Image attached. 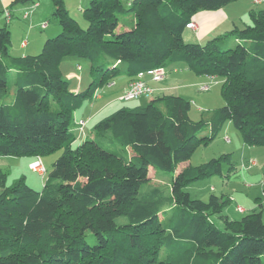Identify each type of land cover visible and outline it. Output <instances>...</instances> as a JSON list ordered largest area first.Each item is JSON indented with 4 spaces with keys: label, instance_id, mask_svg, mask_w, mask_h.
Masks as SVG:
<instances>
[{
    "label": "trees",
    "instance_id": "trees-1",
    "mask_svg": "<svg viewBox=\"0 0 264 264\" xmlns=\"http://www.w3.org/2000/svg\"><path fill=\"white\" fill-rule=\"evenodd\" d=\"M236 1L91 0L83 29L63 0H52L62 33L37 56L12 55L11 33L0 29V157L61 152L41 191L24 178L8 187L0 172V264H264L263 211L232 221L224 215L226 196L204 202L186 191L222 175L224 164L233 169L230 155L177 173L228 122L245 144L264 146V10L205 44L184 40L196 14ZM127 14L135 22L120 30ZM100 54L111 62L94 63L89 88L73 92L62 61L95 62ZM181 63L197 76L222 79L225 105L208 120L194 121L183 97H156L104 117L95 139L76 145L75 112L98 90ZM207 127L209 135L200 136ZM150 168L173 174L170 186L151 185Z\"/></svg>",
    "mask_w": 264,
    "mask_h": 264
},
{
    "label": "rangeland",
    "instance_id": "rangeland-1",
    "mask_svg": "<svg viewBox=\"0 0 264 264\" xmlns=\"http://www.w3.org/2000/svg\"><path fill=\"white\" fill-rule=\"evenodd\" d=\"M243 1L247 2L241 4ZM251 1L255 2L256 0H241L238 5H234L235 7H230V9L227 10L229 14L239 17L235 19L236 21L244 19L243 24L237 25L240 28L252 24L251 15L250 13L248 14L247 11L248 8H255L256 11L264 9V4L263 6H255L254 8L248 6V2ZM120 17L127 18L128 15H121ZM54 22L56 21L53 18V20H51V26L54 24ZM88 25L89 24L85 23L83 25L81 24L80 27L87 29ZM228 26L230 27L229 30H225ZM231 26H233L232 23L220 26L215 32H211L209 34L210 36L205 38L206 40H203L202 44H205L209 40L215 39L217 37L225 36L232 29ZM37 32L40 34L41 31L38 30ZM37 32L33 33V35L36 36ZM186 36L187 33L185 34L186 43H198L196 42V39L190 40L191 38L188 39ZM12 39L13 38L11 34V40ZM227 45L234 46V40L228 39ZM43 47L44 46L40 48L41 50H39L37 55L42 52ZM14 51L11 49L12 55H15L13 54ZM109 62H111L110 58L104 54H100L95 62L69 57L62 61L61 70L64 77L69 81L71 89L80 84L81 80H83L81 83V92H85L91 83L90 74L93 64H109ZM79 65L82 67L80 70L77 68ZM177 68L179 69V72L186 71L185 64L183 63L179 64ZM173 70H170L169 72L173 73ZM14 81L15 73H12L9 76V86L11 91L15 90ZM118 89L119 85H115L111 86L110 88L105 87L97 91L93 101L97 100L100 96H102L103 99L101 101L95 102V110L101 108L105 104H107V106L104 108L101 114L93 118V120L87 125L85 128L86 136L82 139L80 138L81 140L78 139L76 145L82 143L87 138L90 140L95 139V125L104 117L121 108H134L139 104L145 106V104L148 102V99L145 98H139L130 102L120 101L119 98L121 96L118 97V95H116ZM177 93L179 92H169L168 95H178ZM187 101L191 102L192 108L190 115L194 121L198 122L202 119L208 120L213 113H216L225 105V100L222 95V79L219 78L216 81L210 92L201 93L196 91L193 93V97L189 98ZM90 104L91 102L89 100L85 101L81 108L75 112L74 117L81 115L86 111V109L88 114L91 111L93 112V110L90 108ZM74 126L75 124L72 125V129ZM209 133L210 129L207 127L200 133V136L209 135ZM75 135L79 136V132H75ZM227 138H229V141ZM106 144H109L108 140H106ZM60 155L61 152H57L40 159L48 171V173L46 172L43 177L37 173H33L30 170L31 168L29 169L28 163L30 160H27L28 157H0V172H3L7 175L8 187L14 186L24 178L28 186L37 191H41L49 177L53 163L60 157ZM223 155H230V163H232L234 167L233 169L231 168L230 164H224L222 175H214L195 181L187 186L186 191L193 199H198L204 202H208L211 195H216L218 197L223 195L226 196L230 200V204L225 209L224 215L228 216V218L232 221H239L244 216L254 211H263L264 220V146H249L245 144L242 134L230 122H228L223 127L216 138L211 141L208 146H201L197 149L189 161L181 163L178 166L177 173L188 165L198 166L212 159H219ZM252 162H255V165L252 166ZM149 177L151 180V185L169 187L173 174L161 171L157 172L153 168H150ZM239 207L244 209L245 212L240 213L238 211ZM214 221L220 228H223V223L220 220L215 218Z\"/></svg>",
    "mask_w": 264,
    "mask_h": 264
},
{
    "label": "crops",
    "instance_id": "crops-1",
    "mask_svg": "<svg viewBox=\"0 0 264 264\" xmlns=\"http://www.w3.org/2000/svg\"><path fill=\"white\" fill-rule=\"evenodd\" d=\"M133 0H122V2L126 5H130V3ZM241 0H238L234 3H231L224 7L223 9L217 10V11H203L196 14L192 22L196 28L195 29H186L184 33V40H185V34L187 33L188 39H196V42L199 44H202L203 40H206L205 38H208L211 32H215L220 26L224 24L232 23L233 26L231 30H233L235 27H238V24H243V20L236 21L235 19L239 18L235 15H231L227 12L230 7H235L234 5H238ZM64 6L68 10L70 16L77 22L79 26L81 24H88V21L85 18V10L88 8L91 0H63ZM247 1L241 2V4H244ZM264 2L256 3V2H248V6L251 7H260L263 6ZM34 5H37L34 7ZM251 10V11H250ZM264 10V9H263ZM55 11L54 5L52 0H0V29L7 27L12 34V50L14 51V56H37L40 48L44 46L45 42L48 39H52L55 36H58L62 33V28L56 21V19L53 17V13ZM248 14L252 11H256L254 9L248 8ZM7 13L10 14V18L7 17ZM128 15V14H127ZM55 19L56 22L51 26V20ZM123 20L126 22V26H123L120 24L119 28L120 30H128L135 22L133 15H128V17L123 18ZM44 24H47L45 28L42 26ZM83 28V27H82ZM229 26L225 30H229ZM40 30V34L37 32ZM230 30V31H231ZM229 31V32H230ZM37 32V35L34 36L33 33ZM44 32V33H42ZM228 32V31H227ZM32 37V38H31ZM25 43V45L23 44ZM236 43V41H234ZM79 70L82 69V67L79 65L77 67ZM186 71L179 72V69L176 67L174 69L173 73L167 71V75L165 79L162 82H154L152 80V76L149 74L145 75V81L149 86H151L155 92L154 95L151 98H145L148 99V102L156 97H162V96H180L183 97L186 100H189V98L193 97V93L196 91H199V86L204 83H212L211 89L213 85H215L216 81L219 79L216 77L214 80H211L209 76H197L192 71H190L186 66ZM83 80H81L82 83ZM129 80H119L113 84H110L107 87L119 85V89L116 95L121 96L127 89ZM80 83V82H79ZM81 83L76 85L72 91L73 92H81ZM211 89L208 91L210 92ZM179 92L178 95H168L169 92ZM201 93H207V92H201ZM144 98V97H142ZM103 98L100 96L97 100L91 101L90 108L93 110L88 114V111L82 113L81 115H77L74 118V128L73 133H77L78 128V122L80 120H89L88 124L93 120V118L97 117L101 112L104 110V108L107 106L105 104L101 108L95 110V102L101 101ZM147 102V103H148ZM146 103V104H147ZM145 104V105H146ZM137 106H143L141 104ZM135 106V107H137ZM87 124V125H88ZM86 125V127H87ZM86 136L85 135L80 137L76 136L77 140L82 139ZM80 139V140H81ZM88 139V138H87ZM77 142V141H76ZM80 142V141H78ZM41 158H31L28 157L27 160H30L28 163L29 169L30 164L37 161ZM31 170V169H30ZM33 173V170H31ZM48 173V171H47ZM40 175L39 173H37ZM42 176V175H40ZM43 177V176H42ZM245 212V211H244ZM243 212V213H244ZM241 213V212H240Z\"/></svg>",
    "mask_w": 264,
    "mask_h": 264
},
{
    "label": "built area",
    "instance_id": "built-area-1",
    "mask_svg": "<svg viewBox=\"0 0 264 264\" xmlns=\"http://www.w3.org/2000/svg\"><path fill=\"white\" fill-rule=\"evenodd\" d=\"M256 3H261L263 2V0H256ZM37 5H34V7ZM7 17L10 18V14L7 13ZM47 26V24H44L42 27L45 28ZM196 26L193 23H190L187 25V29H195ZM25 45V43H23ZM149 74L152 76V80L154 82H162L166 75H167V71L165 68L163 67H158L155 68L153 70H150L148 72H141L137 75V77L135 79H132L129 83H128V87L126 89V91L121 95V97L119 98L120 101L123 102H130V101H134L137 100L139 98H151L154 95L155 90L149 86L147 84V82L145 81V75ZM209 78L211 80H214L216 78V76H209ZM113 84V83H112ZM211 84L212 83H204L201 84L199 86V90L201 92H208L211 89ZM89 120H80L78 122V128L77 131L79 132V136L82 137L85 135V128L86 125L88 124ZM227 140L229 141V138H227ZM251 165H255V162H252ZM30 168L31 170H33L34 172L39 173L40 175L44 176L47 172L45 166L42 164L41 160L38 159V161H35L34 163L30 164ZM239 212H244V209L242 208H238Z\"/></svg>",
    "mask_w": 264,
    "mask_h": 264
}]
</instances>
